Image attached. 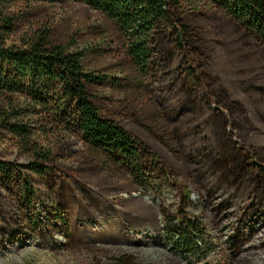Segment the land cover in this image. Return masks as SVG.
I'll list each match as a JSON object with an SVG mask.
<instances>
[{
  "label": "trees",
  "instance_id": "obj_1",
  "mask_svg": "<svg viewBox=\"0 0 264 264\" xmlns=\"http://www.w3.org/2000/svg\"><path fill=\"white\" fill-rule=\"evenodd\" d=\"M57 1L100 21L74 27L51 12ZM7 142L15 158L0 148V189L18 202L0 208L8 233L52 236L125 175L163 183L177 169L204 204L218 195L223 210L252 219L264 211V0H0ZM44 198L57 202L50 224L36 216ZM196 224L185 221L187 235ZM116 235L111 224L94 237ZM106 255L91 264H145Z\"/></svg>",
  "mask_w": 264,
  "mask_h": 264
},
{
  "label": "rangeland",
  "instance_id": "obj_2",
  "mask_svg": "<svg viewBox=\"0 0 264 264\" xmlns=\"http://www.w3.org/2000/svg\"><path fill=\"white\" fill-rule=\"evenodd\" d=\"M48 5L52 13L69 18L74 27L100 21L94 11L80 2L57 1ZM210 105L216 109L214 103ZM226 130L231 131V124ZM233 139L239 138L233 136ZM68 141L73 149L78 148L77 140L68 138ZM7 144H1L2 153L14 159L11 145ZM17 159L25 162L22 156ZM64 162L74 163L71 159ZM185 173L179 169L167 173L163 183L139 182L127 174L118 184L121 188L94 199L89 211L73 209L76 215L69 227H61L52 236L49 234L53 230L38 236L24 227L8 233L0 224V264H91L96 257L105 259L106 254L121 253L131 254L145 264H264V211L258 210L252 219L249 213L248 217L238 218L236 211L221 208L218 195L213 197L212 204L206 205V195L191 190ZM126 181L127 191L123 189ZM56 204L44 198L37 204L36 216L50 224L48 214ZM0 208L9 214L18 208V202L2 189ZM139 214L145 219L141 231L137 230ZM147 216L155 217V221ZM181 217L186 218L182 221ZM187 219L197 223L190 235L184 227ZM111 224L118 228V235L103 236L97 241L95 233L104 232V227Z\"/></svg>",
  "mask_w": 264,
  "mask_h": 264
}]
</instances>
